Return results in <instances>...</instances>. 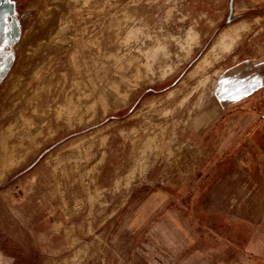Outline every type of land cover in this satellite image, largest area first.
<instances>
[{
    "label": "rangeland",
    "instance_id": "obj_1",
    "mask_svg": "<svg viewBox=\"0 0 264 264\" xmlns=\"http://www.w3.org/2000/svg\"><path fill=\"white\" fill-rule=\"evenodd\" d=\"M6 1L0 264H199L211 246L195 186L228 164L198 128L261 13L235 0ZM238 22V46L203 64Z\"/></svg>",
    "mask_w": 264,
    "mask_h": 264
},
{
    "label": "crops",
    "instance_id": "obj_2",
    "mask_svg": "<svg viewBox=\"0 0 264 264\" xmlns=\"http://www.w3.org/2000/svg\"><path fill=\"white\" fill-rule=\"evenodd\" d=\"M234 8L240 13L259 11L264 21V0H235ZM247 29V22L224 29L203 64L212 53L232 48ZM243 53L238 63L219 74L210 103L214 115L204 128H198L202 136L211 135L214 160L228 164L226 178L208 175L195 186V192L203 191L196 199L207 209L206 222L201 220L205 228L200 231L207 237L202 243L206 240L211 246L199 264H264V26ZM2 161L0 174L6 165ZM212 165L214 171L217 166ZM172 214L185 220L181 211ZM220 220L228 224L227 232Z\"/></svg>",
    "mask_w": 264,
    "mask_h": 264
},
{
    "label": "water",
    "instance_id": "obj_3",
    "mask_svg": "<svg viewBox=\"0 0 264 264\" xmlns=\"http://www.w3.org/2000/svg\"><path fill=\"white\" fill-rule=\"evenodd\" d=\"M7 4H8V3H7L6 0H0V6H3V7H4V6H7ZM3 7H2V8H3ZM229 19H230V18H229Z\"/></svg>",
    "mask_w": 264,
    "mask_h": 264
},
{
    "label": "snow or ice",
    "instance_id": "obj_4",
    "mask_svg": "<svg viewBox=\"0 0 264 264\" xmlns=\"http://www.w3.org/2000/svg\"><path fill=\"white\" fill-rule=\"evenodd\" d=\"M8 2H12V0H8ZM5 19H7V16H5Z\"/></svg>",
    "mask_w": 264,
    "mask_h": 264
},
{
    "label": "bare ground",
    "instance_id": "obj_5",
    "mask_svg": "<svg viewBox=\"0 0 264 264\" xmlns=\"http://www.w3.org/2000/svg\"><path fill=\"white\" fill-rule=\"evenodd\" d=\"M1 164H3V165H4V162L2 161V162H1Z\"/></svg>",
    "mask_w": 264,
    "mask_h": 264
}]
</instances>
